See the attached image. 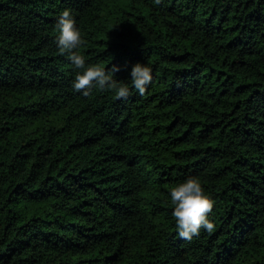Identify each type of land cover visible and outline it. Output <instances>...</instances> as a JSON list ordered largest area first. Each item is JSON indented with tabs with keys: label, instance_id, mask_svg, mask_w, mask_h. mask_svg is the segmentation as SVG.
Listing matches in <instances>:
<instances>
[{
	"label": "trees",
	"instance_id": "16d2710c",
	"mask_svg": "<svg viewBox=\"0 0 264 264\" xmlns=\"http://www.w3.org/2000/svg\"><path fill=\"white\" fill-rule=\"evenodd\" d=\"M64 8L87 62L151 66L143 93L72 88ZM0 264H264V0H0Z\"/></svg>",
	"mask_w": 264,
	"mask_h": 264
},
{
	"label": "clouds",
	"instance_id": "9594fccd",
	"mask_svg": "<svg viewBox=\"0 0 264 264\" xmlns=\"http://www.w3.org/2000/svg\"><path fill=\"white\" fill-rule=\"evenodd\" d=\"M55 46L61 54H66L73 69L72 88L83 90L87 95L92 87L111 91L116 97H127L134 88L143 93L152 80V68L147 63L136 62L131 66L128 78L118 80L114 73L119 71L115 65L111 69L98 63L86 61L81 51L86 41L78 26L71 8H64L55 20ZM168 197L173 211L175 227L180 237L191 239L200 230H211L213 223L208 218V212L213 200L207 193L202 181L197 176H188L183 181L171 186Z\"/></svg>",
	"mask_w": 264,
	"mask_h": 264
}]
</instances>
